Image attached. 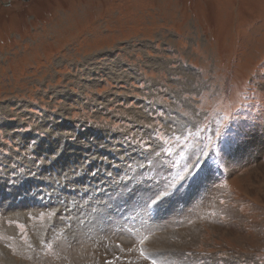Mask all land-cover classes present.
Instances as JSON below:
<instances>
[{
  "label": "rangeland",
  "instance_id": "374dc122",
  "mask_svg": "<svg viewBox=\"0 0 264 264\" xmlns=\"http://www.w3.org/2000/svg\"><path fill=\"white\" fill-rule=\"evenodd\" d=\"M109 262L264 264V0H0V264Z\"/></svg>",
  "mask_w": 264,
  "mask_h": 264
},
{
  "label": "snow or ice",
  "instance_id": "6c2138e0",
  "mask_svg": "<svg viewBox=\"0 0 264 264\" xmlns=\"http://www.w3.org/2000/svg\"><path fill=\"white\" fill-rule=\"evenodd\" d=\"M224 119L227 120V117ZM214 135L218 137V141L210 139L209 143L204 145L199 153H194L195 159L190 158L174 175H171L165 183L144 189L142 201L146 208L158 205L159 202L169 197L182 184L195 177L198 170L201 169L202 157L207 158L210 155H215L217 152L221 155H225L233 145L239 143V135L233 134L230 126L226 127L223 131L217 129ZM152 139L153 138L149 136V140L144 142V150L148 155L155 153L159 156V152L156 151ZM145 159H147V156ZM135 195V192L129 193L130 197ZM145 239H147V237H145ZM141 243H143V240ZM141 255H144L143 250L141 251Z\"/></svg>",
  "mask_w": 264,
  "mask_h": 264
},
{
  "label": "bare ground",
  "instance_id": "6f19581e",
  "mask_svg": "<svg viewBox=\"0 0 264 264\" xmlns=\"http://www.w3.org/2000/svg\"><path fill=\"white\" fill-rule=\"evenodd\" d=\"M3 250V249H2Z\"/></svg>",
  "mask_w": 264,
  "mask_h": 264
}]
</instances>
